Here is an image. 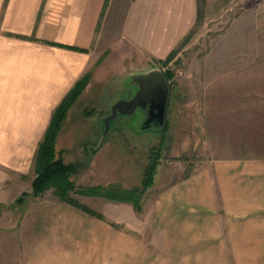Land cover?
<instances>
[{
    "label": "rangeland",
    "instance_id": "obj_1",
    "mask_svg": "<svg viewBox=\"0 0 264 264\" xmlns=\"http://www.w3.org/2000/svg\"><path fill=\"white\" fill-rule=\"evenodd\" d=\"M4 20V49L39 40L5 30ZM193 27L167 65L170 55L157 60L125 41L96 50L56 138L76 167L71 196L88 210L54 188L34 194L50 124L18 126L15 96H0V264H264V0H200ZM9 64L0 85L13 76ZM152 69L174 73L164 124L147 122V106L107 129L113 106ZM162 141L139 208L91 190L141 188Z\"/></svg>",
    "mask_w": 264,
    "mask_h": 264
},
{
    "label": "crops",
    "instance_id": "obj_2",
    "mask_svg": "<svg viewBox=\"0 0 264 264\" xmlns=\"http://www.w3.org/2000/svg\"><path fill=\"white\" fill-rule=\"evenodd\" d=\"M0 7L5 30L39 39L19 41L16 51L1 47L11 40H1L0 71L8 62L13 76L1 83L0 96H15L16 110L24 112L18 126L27 120V125L48 127L98 48L125 41L157 60L165 59L194 28L200 0H2Z\"/></svg>",
    "mask_w": 264,
    "mask_h": 264
},
{
    "label": "trees",
    "instance_id": "obj_3",
    "mask_svg": "<svg viewBox=\"0 0 264 264\" xmlns=\"http://www.w3.org/2000/svg\"><path fill=\"white\" fill-rule=\"evenodd\" d=\"M70 48V47H69ZM173 53L167 60L160 61L163 65H167L173 59ZM166 80L171 84L174 73L171 70L164 71ZM87 78V77H86ZM86 78L79 80L69 94L64 98L62 103L55 110L51 123L46 131L45 137L40 143L39 149L36 154L35 172L36 178L32 183L33 192L35 195H41L49 189H53L55 194L65 202L75 205L79 208H85L84 205L74 200L71 193H78L76 191L75 182L71 176L75 170V165L66 164L62 154L56 150V138L61 129L62 122L65 120L66 115L74 101L79 97L85 85ZM167 124H165V127ZM167 128L164 129V131ZM164 141L161 142L159 147L152 150L150 161L145 171L142 187L133 190L117 189L112 187L107 188H93L91 190L99 192L104 197L115 199L119 201L132 202L136 208L140 207L141 198L146 190L153 184L154 176L157 166L162 157V148ZM81 191V190H80ZM85 193V192H84Z\"/></svg>",
    "mask_w": 264,
    "mask_h": 264
},
{
    "label": "water",
    "instance_id": "obj_4",
    "mask_svg": "<svg viewBox=\"0 0 264 264\" xmlns=\"http://www.w3.org/2000/svg\"><path fill=\"white\" fill-rule=\"evenodd\" d=\"M137 79V93L130 101L120 100L113 106L112 115L105 121L107 129L110 120L116 115H133L139 109L147 106L151 107L150 117L147 122H151L154 117H157L160 119L161 125L164 124L169 97V83L165 78L164 72L160 69H152L139 75Z\"/></svg>",
    "mask_w": 264,
    "mask_h": 264
}]
</instances>
